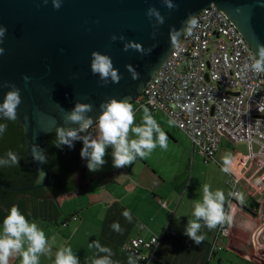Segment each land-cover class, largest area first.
Returning <instances> with one entry per match:
<instances>
[{"label": "water", "instance_id": "water-1", "mask_svg": "<svg viewBox=\"0 0 264 264\" xmlns=\"http://www.w3.org/2000/svg\"><path fill=\"white\" fill-rule=\"evenodd\" d=\"M170 3L171 9L165 0H62L61 8L56 10L52 0L47 4L44 0H0V26L7 29L0 45L5 49L0 56V103L10 90L7 85L21 89L17 121L24 132L25 154L37 174L32 183L12 185L0 181V190L22 193L47 187L51 174L45 161L46 137L59 127L79 128L78 124L64 122L76 102L92 105L86 115L97 124L102 114L100 106L108 99L128 97L132 103L140 97L185 31L173 40L172 30L185 28L190 15L216 8L245 38L255 56L257 45H264V0ZM149 8L163 17V24L155 15L149 19ZM113 35L117 36L114 42ZM128 42L142 45L143 53L124 51ZM93 52L111 57L122 77L119 83L109 79L102 86L99 75L91 71ZM128 65L139 79H133ZM25 76L30 78L28 83ZM33 146L37 147L36 154ZM78 179L81 188L87 187L84 162ZM0 209L7 211L2 205ZM263 228L255 234L256 248V236Z\"/></svg>", "mask_w": 264, "mask_h": 264}, {"label": "crops", "instance_id": "crops-1", "mask_svg": "<svg viewBox=\"0 0 264 264\" xmlns=\"http://www.w3.org/2000/svg\"><path fill=\"white\" fill-rule=\"evenodd\" d=\"M167 135L177 144L170 134ZM97 136L98 132H95L93 138ZM112 151L111 147L106 149V163L95 172L88 170L87 160L84 159L87 187L77 193L60 197L57 201L32 197L17 199L16 204L21 213L29 221L37 222L49 239L50 251L40 255L39 264H54L56 253L61 247H71L79 259V264H92L94 259L106 255L99 253L94 246L90 247L96 240L112 250L111 259L114 264H128L130 256L135 264H146L124 249L134 238L142 236L149 240L153 235L161 240L155 254L152 255L146 249L142 250L141 253L149 257L147 264H257L246 255L252 252L249 241L258 226L253 213H256L259 199L250 197L244 189V202L240 203L236 199L231 208L232 237L218 241L223 250L211 254L221 225L212 230L202 227L198 234H203L205 240L199 245L184 234L188 220L194 219L192 213L195 200L192 193H198L203 185L197 177L194 179L197 167L196 151L193 147L191 167L188 162L190 152H186L185 167L180 165L182 162L178 155L172 153L157 154L156 158L150 159L137 158L132 165L126 166V170L121 168V171L111 167L112 163L110 165ZM234 156L236 165H240L238 161L242 156ZM168 159L171 166H165ZM176 163L178 165H174ZM198 176L201 178L200 174ZM228 179L227 175L226 184ZM225 197L224 207L228 211L231 195L226 193ZM73 199L79 200L78 206L73 207L69 213L62 214L65 201L69 200L71 203ZM260 200L264 201V198ZM161 203H166V207H162ZM125 209L131 212V222L122 215ZM8 214V211L0 209V232ZM115 221L119 222L121 232L111 228ZM9 264H22V256L15 254L10 258Z\"/></svg>", "mask_w": 264, "mask_h": 264}, {"label": "built area", "instance_id": "built-area-1", "mask_svg": "<svg viewBox=\"0 0 264 264\" xmlns=\"http://www.w3.org/2000/svg\"><path fill=\"white\" fill-rule=\"evenodd\" d=\"M196 26L185 29L180 41L137 102H144L153 113L162 112L190 138L193 149L205 162L215 161L223 140L231 144L247 143L249 153L242 156L229 176L231 193L244 189L255 197L258 208L253 213L258 221L250 237L246 257L264 264V112L258 103L264 99V72L245 70L255 57L245 38L216 8L196 14ZM249 174V175H248ZM256 177V179H254ZM254 179V180H253ZM229 203H236L231 195ZM166 207V203H161ZM174 234V233H173ZM232 237V226L221 225L211 254L223 250L221 239ZM160 238L140 236L130 241L125 251L148 263L146 249L155 254Z\"/></svg>", "mask_w": 264, "mask_h": 264}, {"label": "clouds", "instance_id": "clouds-1", "mask_svg": "<svg viewBox=\"0 0 264 264\" xmlns=\"http://www.w3.org/2000/svg\"><path fill=\"white\" fill-rule=\"evenodd\" d=\"M48 0H44L47 4ZM62 0H52L53 7L56 10L61 8ZM165 5L169 9L173 7L170 0H165ZM163 24V17L154 8H149L147 16L151 19L153 16ZM197 20L194 15H190L185 21V28L189 33L196 26ZM175 30L171 32L172 39L175 40L184 30ZM7 33V29L0 26V45L3 44V38ZM155 38V33H153ZM117 36L113 35L111 40L114 42ZM123 40V36L119 37ZM129 49L143 53V47L135 42H128L124 46V51ZM5 49L0 47V56L4 55ZM128 71L132 72L133 79H139V74L130 66H126ZM245 70H251L255 73L264 72V45H257L256 56L250 64H246ZM91 71L94 75L98 74L102 81V86L108 84L109 79L113 83H119L120 77L118 71L114 69L113 62L110 56L99 52L92 53ZM26 83L29 82L28 76L23 77ZM9 91L5 94L3 103H0V118L8 121L17 120V109L22 103L21 89L16 85H7ZM138 99V98H137ZM136 99V100H137ZM131 103V98L116 99L110 98L102 103L101 115L98 123L95 124L94 132H98L97 138L89 136L81 137L80 132L86 131L93 125L92 118L86 114L92 111V105L89 103L76 102L74 108L67 112L64 116L66 124H78V129L73 128H56V144L57 146L74 147L73 142L77 139L83 141L81 157L87 160V168L89 171L95 172L99 170L105 163L106 149L111 147L113 157V167L123 168L132 165L137 158L145 159L159 146L163 150L168 148V135L161 128L160 124L151 114L150 110L145 107L143 109L142 125L133 126L135 123V108L134 102ZM259 111L264 112V99L258 103ZM153 113V112H152ZM174 120H169V126L175 125ZM8 125L0 123V136H2ZM134 134L135 138H129V133ZM155 134V135H154ZM34 154L37 153V147L33 146ZM18 156L11 150L6 153V157H0V166H10L19 163ZM223 166L221 171L226 174H231L236 165V157L229 151L222 156ZM264 180L262 177L256 183H261ZM202 198L194 202L193 217L189 219L185 229V235L194 241L197 245L205 240L201 232L202 227L212 230L217 226L233 224V215L231 212L232 205L228 204V211H225L226 197L222 190H211L209 184L201 186ZM229 195L234 196L240 203L244 202V194L242 192H234ZM230 201V200H229ZM123 217L128 221H132L130 210L125 209L122 212ZM202 222V223H201ZM111 228L116 232H121V227L118 221L112 223ZM25 244L27 248L25 249ZM98 249L99 253H104L97 259H94L92 264H114L111 256L112 250L102 246L98 240L90 244V247ZM50 251L49 239L43 229L38 226L37 222L29 221L27 217L21 213L17 205H13L9 214L3 221V230L0 232V264H9L10 258L19 253L22 256V264H39V257L42 254ZM54 264H79V259L74 254L71 247H61L55 257ZM128 264H135L133 257H129Z\"/></svg>", "mask_w": 264, "mask_h": 264}, {"label": "trees", "instance_id": "trees-1", "mask_svg": "<svg viewBox=\"0 0 264 264\" xmlns=\"http://www.w3.org/2000/svg\"><path fill=\"white\" fill-rule=\"evenodd\" d=\"M0 123L8 125L6 132L0 136V157H6V153L11 150L20 159L18 164L0 166V181L12 185L35 182L37 174L32 161L25 154V138L22 126L17 120L8 121L0 118ZM95 126L93 124L86 131L80 132L79 135L81 137L90 135L93 138ZM45 142V161L51 174L49 185L45 188L22 193L0 190V205L6 207L7 211L10 212L11 207L17 205L16 200L20 197L27 196L40 200L53 199L57 201L60 197L69 196L82 190L78 174L83 168L84 162L81 157L83 141L77 139L73 142L74 147L72 148L68 146L58 147L56 131H54L46 137Z\"/></svg>", "mask_w": 264, "mask_h": 264}, {"label": "rangeland", "instance_id": "rangeland-1", "mask_svg": "<svg viewBox=\"0 0 264 264\" xmlns=\"http://www.w3.org/2000/svg\"><path fill=\"white\" fill-rule=\"evenodd\" d=\"M134 108H135V114H138L137 117L135 116V119L137 118V121H135L133 126H141L143 121H142V117H143V109L145 107L148 108V106H146L144 104V102H134ZM139 107V110L137 109ZM141 108V109H140ZM149 109V108H148ZM151 112V111H150ZM152 113V112H151ZM153 117L156 119V121L160 124L161 128L167 133L170 134L172 136V138L177 142V144H174L170 138L168 139V148L167 150H163L161 149L159 146L156 147V149L151 153L150 156H148L147 158H156V155H169L172 153L173 154H177L178 158L181 160L182 164L184 167L186 166V164L184 162L187 161V154L186 152H190L189 155V159L188 162H190V167L193 166V159H192V146H191V142L187 136V134L180 130L176 125L174 126H169L168 121L170 120L169 118H167L164 114L161 113H153ZM130 138H135L134 134L129 133ZM155 135V134H154ZM196 151V155H195V164H196V169L194 172V179L197 177V179L199 180V182H201V184H209L211 186V190L215 191L217 189L219 190H225L224 193H228V196H230L229 194L231 193V187L227 186L226 181H227V174H225L224 172L221 171V168L223 166V162H222V156L226 153V152H231L233 155H240L241 156H245L249 153V148H248V144L247 143H240V144H231L229 142H227V140H223L220 149L216 155V159L218 161V164L215 161H211V162H205L204 158L201 157L199 155V153ZM112 163V165H111ZM170 163V159H168L167 164H165V166H171ZM184 163V164H183ZM110 165L111 167H113V158L110 161ZM174 165H178L177 163ZM188 165V163H187ZM124 170H126V166L123 167ZM119 171H121V168H119ZM118 171V172H119ZM198 174H200L201 178L198 176ZM249 175V174H248ZM120 181V180H119ZM198 182V181H197ZM192 198L193 200H199L202 198V190L200 189L198 193H192ZM264 198V197H263ZM83 200V197H81V201ZM78 199H73V201L70 203L69 200H66L63 206V210L62 214H67L69 213V211H71V209L73 207L78 206ZM65 219V217L63 218Z\"/></svg>", "mask_w": 264, "mask_h": 264}]
</instances>
